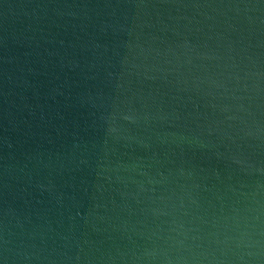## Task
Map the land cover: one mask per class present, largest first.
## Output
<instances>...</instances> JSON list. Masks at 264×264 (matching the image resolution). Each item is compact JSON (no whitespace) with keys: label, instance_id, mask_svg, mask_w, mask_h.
I'll use <instances>...</instances> for the list:
<instances>
[{"label":"water","instance_id":"water-1","mask_svg":"<svg viewBox=\"0 0 264 264\" xmlns=\"http://www.w3.org/2000/svg\"><path fill=\"white\" fill-rule=\"evenodd\" d=\"M0 264H264V0H0Z\"/></svg>","mask_w":264,"mask_h":264}]
</instances>
